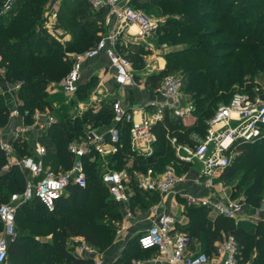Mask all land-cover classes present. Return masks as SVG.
<instances>
[{
	"label": "trees",
	"instance_id": "trees-1",
	"mask_svg": "<svg viewBox=\"0 0 264 264\" xmlns=\"http://www.w3.org/2000/svg\"><path fill=\"white\" fill-rule=\"evenodd\" d=\"M8 1L0 0V67L4 69L6 81L10 84L21 82L17 90L20 100L18 108L26 124L33 123V115L37 110H50L56 114V122L43 136L48 154L46 162L51 164L55 172L69 169L73 156L67 149L68 144L79 138L88 124L95 127L108 125L113 119V101L107 99L99 111H88L82 116H77L71 112V104H66L63 96L49 93L47 86L55 79L52 77L61 76L62 71L65 76L71 70L73 61L66 57V51L81 52L98 42L100 34L106 30L107 9H94L87 0H63V9L58 11L54 24L55 30L59 29L62 33L58 34L55 31L57 35L51 31L49 35L45 26L47 21L45 3L35 0H14L11 7L6 9ZM69 1L72 2L66 8ZM130 2L135 8L147 13V9L140 7L156 6L161 10L160 13L166 19L160 23L156 39L159 43L172 46L165 54V67L145 79L147 91L153 92L162 79L171 72L180 73L183 79L182 91L194 105L192 115L195 121L186 124L183 118L166 111L164 118L153 125L156 136L153 143L154 151L147 156L139 155L132 149L130 130L127 126H123L122 142L115 154L105 161L102 158H98L97 161L85 158L87 175L85 187L70 184L67 187L70 196L58 198L52 211L46 209L37 197L18 207L15 222L16 236L10 242L8 249L10 264H18V262L92 264V259L77 256L74 247L67 246L66 231L59 233L52 244L46 245L28 234L32 231L26 228L25 223L30 220L33 223L32 227L34 224H39L46 213L51 217L59 214L61 211L59 204H66L71 197H76V206L79 209H83L89 203L91 207L80 214L82 225L70 221L67 227L74 234L83 235L86 241L93 245H108L117 229L114 225L115 219L119 220L121 213L118 203L103 184L101 175L104 164L107 163L112 169H128L134 190L130 198L131 207H135L138 203L144 205V196L154 194V191H146L138 187L134 170L140 171L144 167L151 166L156 167L155 170L160 172L164 170L168 161H172L177 165L179 173L187 171L191 164L179 163L168 136L176 137L180 143L196 145L197 140L194 135L201 139L207 136L209 121L221 105L231 101L237 86H239L238 90L255 95L257 89L264 85V0H131ZM213 23L216 25L213 26ZM60 37L65 40L61 42ZM122 47L131 59L133 67L137 71L143 70L148 53L143 44L128 43L122 44ZM135 77L138 79L139 75L136 74ZM97 80L98 77L94 75L90 80L80 84L77 97L86 98ZM130 98H132L131 94ZM56 102L59 103L58 107H55ZM10 115L11 108L4 101L1 102V128L8 125ZM263 138L264 136H261L255 141L241 143L234 152H238V148L242 147L255 152L258 149L254 146L255 142ZM13 145L19 155L25 156L29 153V146L21 137L15 138ZM262 151L264 154V150ZM131 158L134 161L129 166ZM242 158L233 156L232 162L219 178L226 182L232 181L241 166L245 164L251 166V159L248 162L246 159L245 164H242ZM60 164L64 165L63 168H60ZM6 165H8L7 157L0 149V203L9 202L12 194L23 192L26 185L25 175L19 166L12 165L7 170H3ZM249 170L244 173L243 178L248 181L253 175L251 181L241 195H238L234 187L232 198L243 197L244 203L259 208L264 201V174ZM93 193L95 195L91 200ZM1 199H4V202H1ZM187 210L190 217L188 229L201 239L204 252L209 255L216 254L218 251L216 242L234 236L239 247V257L243 262L264 264V219L254 224L248 220L235 221L218 214L211 220L208 207L205 205H191ZM100 218H109L111 223H99ZM2 229L3 224L0 219V233Z\"/></svg>",
	"mask_w": 264,
	"mask_h": 264
},
{
	"label": "built area",
	"instance_id": "built-area-1",
	"mask_svg": "<svg viewBox=\"0 0 264 264\" xmlns=\"http://www.w3.org/2000/svg\"><path fill=\"white\" fill-rule=\"evenodd\" d=\"M13 1L9 0L5 8L11 7ZM87 1L94 9H107L106 30L100 34L98 42L91 48L81 52H65L73 64L57 89L62 90L65 103H72L71 112L77 116H82L88 111L97 112L107 99L112 100L113 119L106 126L95 127L88 124L83 134L68 144L67 149L73 156V162L67 171L55 172L46 167L44 146L38 147L36 157L25 156L17 159L30 174L23 192L12 194L7 203H0V219L3 224L0 233V264L8 259L9 244L16 236V211L23 203L37 197L46 209L54 210L56 200L70 184H77L80 187L87 185L85 158L95 159L118 150L122 142L123 126L130 130L132 149L139 155L147 156L154 151L153 143L156 136L153 125L164 118L166 111L185 119L192 115L194 110V105L182 91L183 79L178 74L166 75L143 106L132 105L130 89L135 87L145 89L146 86L144 81L136 79L133 63L123 51L122 44L126 45L128 42L143 44L148 53L162 56L167 44L159 43L156 39L162 20L135 8L131 0ZM56 32L61 34L58 29ZM56 32L54 31V34H57ZM102 55L107 60V69L113 77L114 87L106 85L104 79L106 65L102 63V67L105 68L101 69L92 91L86 98H78L80 84L90 80L94 75L97 76L90 63ZM151 68L158 70L156 65ZM20 86L21 82L10 85L16 89ZM54 92L49 90L51 94ZM13 111L10 117L17 112ZM56 120L50 110H37L33 115L32 124L10 125L7 128L9 131L5 127H0V149L5 152L8 163L13 164V157H16L13 145L15 138L33 128L41 127L46 131ZM6 135H10L11 139L6 138ZM261 136H264V85L257 89L255 95L236 93L228 104L221 105L209 121L207 136L196 145L180 143L176 137L168 138L179 163L199 164V172L194 181L198 184L204 183L210 188L215 186L217 176L232 162L234 149L241 143L255 141ZM128 177L129 173L125 170H107L102 174L103 181L117 201L128 199L124 185V180ZM185 178V173H179L175 164H168L161 172L139 175L137 184L140 189L166 194L173 191L176 184ZM188 200L194 205H212L218 214L235 221H238L237 217L242 209V203L231 198L212 201L189 195ZM174 222V216L171 214L158 216L157 220L138 236L139 246L143 249L157 248L160 252L168 254L173 263L252 264L251 261L243 262L239 257V247L234 236L221 241L214 259L204 251L188 255L190 238L176 231ZM77 252L79 255L91 256L96 253V249L92 245L83 244L77 248ZM100 263L98 260L96 264Z\"/></svg>",
	"mask_w": 264,
	"mask_h": 264
},
{
	"label": "crops",
	"instance_id": "crops-1",
	"mask_svg": "<svg viewBox=\"0 0 264 264\" xmlns=\"http://www.w3.org/2000/svg\"><path fill=\"white\" fill-rule=\"evenodd\" d=\"M130 43V42H128ZM127 43V44H128ZM126 44V45H127ZM149 56L154 57L152 60L149 61L146 59V66L141 71H137L134 68V74H138V81H144L148 77V75L152 73H157L160 70H162L165 65V56L163 53V56H155V54H149ZM155 60H159L160 66L158 70H151L152 62L156 63ZM102 63L106 65V74H105V82L108 87H114V80L111 76L110 71L107 69V60L102 55L99 59L96 58L91 64V68L93 71H95V74H97V77L99 76L101 69L105 68L102 67ZM97 69V70H96ZM99 78V77H98ZM2 79V77H1ZM146 86V84H145ZM148 87L139 88L135 87L132 88L131 91V97L130 101L132 105L135 106H143L145 104V101L147 99L151 98V92L147 91ZM60 90V89H59ZM148 95H147V94ZM54 94V93H53ZM52 94V95H53ZM60 96H63L65 99V96L60 90ZM13 102V101H12ZM19 103V102H16ZM67 104V103H66ZM71 104L72 108V103ZM18 106V105H17ZM14 108H11L13 110ZM193 117V115H190L187 118ZM45 120V119H44ZM25 123V119L23 115L18 114L17 112L10 117V121L8 125L5 127L6 129L9 128L10 125H21ZM26 124V123H25ZM9 131V129H7ZM45 130H43L41 127L33 128L23 132V134L20 136L22 140H24L27 145L29 146V153L25 156H37V149L39 146H44L46 149V155L44 158V162L46 167H51V164H48L46 162L47 158V146L45 145L43 141V136L45 134ZM6 138H10V135H6ZM120 147V146H119ZM118 147V148H119ZM16 149V148H15ZM117 152V151H116ZM115 152V153H116ZM113 153V154H115ZM113 154H108L103 157H97L95 159H90V161H97L98 158H102L104 161L106 158L110 157ZM16 157H13V164L8 163L3 170H7L12 165H18L19 168L22 170V172L25 175L26 181L29 177V171L24 168V166L20 165L17 162V159L19 160L22 157V155L18 154V151L16 150ZM8 160V159H7ZM133 159L129 160V166L133 164ZM191 166L187 171H183L186 175V178L184 181L178 182L174 188L173 191L168 192L166 194H160L157 192H153L154 194L146 195L144 196V205H140L141 203H138L135 207H131L130 204V198L134 194V190L131 184L130 175L128 178L124 180L125 185V191L128 196V199L125 201H117L111 192L109 191L108 185L103 181V184L106 186L108 192L112 196V198L118 203L119 210H120V216L119 220L115 219L116 222H114V225L117 227L116 231L113 234L112 240L108 243V245L104 246L105 244L101 245H93L86 241L85 237L83 235H77L72 232L67 227V223L70 221H75L81 223L82 217L80 214L85 213L87 210L90 209L91 204L89 203L87 206H85L83 209H79L76 206V197L69 199L66 204L60 203L59 206L61 207L60 213L54 215L53 217L49 216L46 213V216L42 219V221L37 224L39 227H48V230H39L36 233L30 232L28 234H31L32 237L36 238L39 242L45 243L46 245L52 244L54 239H56L57 235L61 233L62 231H66V239H67V246L68 247H74V252L77 256L81 258H90L92 259V264H96L98 260L101 261L100 264H187V263H173L170 261L169 255L164 254L159 251L157 248H151V249H143L141 248L137 243L138 236L143 233L154 221L157 220L158 216L162 214H171L174 216V224H175V230L181 233H184L189 236L190 238V244H189V253L188 255H191L197 251H204V246L201 242V239L199 237H196L193 232L188 229V223L190 221V217L188 215L187 208L189 206H193L194 204H191L188 200L189 195L190 196H196L201 199H210L212 201L216 200H227L233 199L232 198V187L226 186L222 179L217 176L215 179L216 184L214 187H207L204 185V183H196L194 180L197 178V174L199 172V164L197 162L190 163ZM63 164H60V168H63ZM167 166V165H166ZM104 167H108V164H104ZM177 167V165H176ZM86 170V169H85ZM127 171L129 173L128 169H121ZM67 171V170H66ZM107 171V170H106ZM178 171V167H177ZM181 171V170H180ZM57 172H64L63 169H60ZM159 172V171H157ZM161 172V171H160ZM182 172V173H183ZM134 175L137 181V177L140 174L139 170H134ZM102 177V175H101ZM94 189V187L92 188ZM147 191V190H146ZM97 195L99 192H96ZM95 193L91 195V200L93 199ZM154 195V196H152ZM69 189L65 190L63 195L61 197H69ZM238 200L237 198H235ZM24 204V203H23ZM22 204V205H23ZM264 204V203H263ZM21 205V206H22ZM20 206V207H21ZM209 210V217L210 219H215V217L218 215L217 211L213 208V206H207ZM264 208V207H263ZM259 211L257 208H253L245 203L242 204V209L239 212V219L244 220L246 217L250 215L249 213ZM262 213L264 214V209H262ZM29 214V213H28ZM99 223L108 224L111 223L109 218H100ZM27 224H33L28 220L26 222ZM78 224V223H77ZM35 225V224H34ZM82 225V223H81ZM79 227V225H78ZM135 240V241H133ZM133 241V242H132ZM221 242H216V245L218 246ZM87 244L92 245L96 249V253L91 256H85V255H79L77 252V248L80 245ZM217 254V253H216ZM216 254L209 255L212 259L216 257ZM10 264V260L7 259L5 263L3 264ZM18 264H21L18 262Z\"/></svg>",
	"mask_w": 264,
	"mask_h": 264
},
{
	"label": "rangeland",
	"instance_id": "rangeland-1",
	"mask_svg": "<svg viewBox=\"0 0 264 264\" xmlns=\"http://www.w3.org/2000/svg\"><path fill=\"white\" fill-rule=\"evenodd\" d=\"M36 1H41L43 3H45V17L47 18V21L45 23V26L47 27L46 28V32H48L49 35H51V31L54 33L55 28H54V24H55V21L57 19V13L59 10H62L63 9V0H35ZM72 1H69L66 8L69 7V3H71ZM62 7V8H61ZM61 8V9H60ZM142 9H147L148 10V14H150L151 16L155 17V18H158L160 20H164L166 19L161 13H160V9L157 8L156 6L154 7H150V8H147V6H142L140 7ZM213 26L216 25L215 23L212 24ZM44 26V27H45ZM59 30V29H58ZM60 31V30H59ZM45 32V33H46ZM62 33V31H60ZM56 38V37H55ZM51 40V39H50ZM57 40V39H55ZM60 40L61 42H63L65 40V38L63 37H60ZM54 45V44H53ZM172 48V46H166V48L164 49V56L166 54V52L168 51V49L170 50ZM71 52H76V51H71ZM77 52H80V51H77ZM149 54H153V53H147L146 57H145V60H149V61H153L152 59L154 57H150ZM156 56V55H155ZM163 56V54H162ZM68 59V58H67ZM156 63L152 62V65H156V68L159 69V66H160V62H158L159 60H155ZM165 61H166V58H165ZM149 62H147L146 64H148ZM146 66V65H145ZM158 66V67H157ZM62 73L64 74V72L62 71ZM61 73V74H62ZM61 75L59 77H52V78H55L52 80V82L49 83V85L47 86V89L50 90V91H55L53 95H60V90L57 89V87L59 86V83L60 81L66 76L64 75ZM171 74H179L181 75L180 73L178 72H171ZM2 77V79H1ZM57 78V79H56ZM10 83L8 81H6V75H5V71L3 68L0 67V92H1V98H0V103L1 102H5L10 108H14L13 112H15V110L17 111L18 114L19 113V108L17 105L20 104V100H19V97L17 95V90L16 88H11L10 87ZM239 89V86L236 87L235 91L233 92L234 94L236 93H245L243 90H238ZM13 101V102H12ZM16 102H19V103H16ZM57 104L55 105V107L59 105L58 102H56ZM37 110V109H36ZM12 111V110H11ZM52 115L56 118V114L51 111ZM195 121V117H190V118H185L183 119V122L186 123V124H190L192 122ZM194 138L197 140V143H199L200 139L197 135H194ZM256 144L254 146L258 147L257 151H252V150H247V147H242V148H238V152H233V156L234 158L237 157V156H241L242 160H241V163L245 164V161L246 159L247 162L249 161V159H251L252 163H251V166H247L246 164L241 166V168L238 169L237 173H236V176L233 178L232 181H229V182H226L225 180H222L223 183L228 186V187H232V192H233V189L234 187H236L237 189V193L238 195H241L244 188L247 186V184H249V182L251 181L253 175L249 178L248 181L245 180V178H243L244 176V173L246 171H248L249 169H251V171H253L254 173L256 172H262L264 174V154H263V151L264 150V138L255 142ZM250 155V156H249ZM249 156V157H248ZM248 157V158H247ZM133 159V158H131ZM167 163V161H166ZM240 163V165H241ZM168 164H173L172 161H168ZM239 165V166H240ZM156 167H144L142 170H140V174L141 175H146V174H149L150 172H157V170H155ZM52 171H56L54 168H51ZM66 170H69V169H65L64 171ZM106 170H119V169H112V168H108V167H103L102 168V174L106 171ZM250 171V170H249ZM238 201L241 202L242 204L245 205L244 201H243V197H237ZM1 202H4V199H1ZM264 203V201H263ZM259 209V211H255V212H250L248 218L246 217V219H244V221L248 220V221H251L253 222L254 224L257 223V221H259L260 219H264V214L262 213V206L257 208ZM237 219H239V217H237ZM26 225V228L31 230L32 232L34 233H37L39 230H48V227H39L37 225H33L31 227L30 224H27L25 223ZM33 228V229H32ZM7 264V263H6Z\"/></svg>",
	"mask_w": 264,
	"mask_h": 264
}]
</instances>
